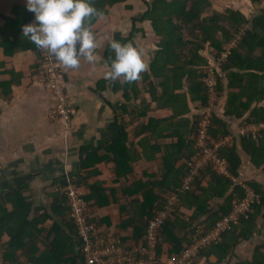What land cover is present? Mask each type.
Listing matches in <instances>:
<instances>
[{
    "label": "trees",
    "instance_id": "obj_1",
    "mask_svg": "<svg viewBox=\"0 0 264 264\" xmlns=\"http://www.w3.org/2000/svg\"><path fill=\"white\" fill-rule=\"evenodd\" d=\"M125 1L96 0L98 3L93 6L105 13L106 7ZM260 1L251 0L253 4ZM147 4L148 10L140 21H150L160 37V50L151 63L153 76L160 80V85L148 83L147 92L158 108L172 110L173 115L165 118L148 116L150 105L148 109L144 105L143 110L133 113L136 119L134 117L129 122L135 128L130 130L129 123L118 122L119 132L111 142L104 147L93 148L91 152L89 148L82 151L83 155L87 154L82 164L87 181L101 174L95 162L115 163L113 172L118 187L107 188L103 181L89 180L90 190L83 198L88 204L90 219L106 222L108 226L112 224L110 217L98 218L96 209L113 204L118 207L122 220L117 231L131 230V236L121 235L125 244L134 237L144 241L148 221L168 203L166 194L179 193L191 174L189 162L198 153L195 146L202 115L189 117L192 112L190 96L192 102L208 108V91L203 81L204 69L211 65L205 55L207 49L211 50L215 61L221 60L220 71L225 74L221 77L217 71L216 76L218 91L229 90L224 117L241 120V127L264 125V9L249 19L232 8L217 11L210 0H150ZM4 19L5 24L0 27V49L5 58L0 60V75L6 73L10 80L0 81V94L10 101L13 87L20 85L23 74L13 68L1 71V67L7 64L5 59L17 52L34 51L40 59L36 72L39 74L44 49L37 48L22 34V26L34 20V13L26 6L16 9L15 17ZM96 20L97 16L91 17L90 25ZM113 55L108 47L106 59L109 64V57ZM123 88L127 94L129 90L137 96V79L127 82ZM224 117L212 114L208 133L215 141L231 135ZM141 118H145V123L136 124V120ZM208 145H211L210 141ZM159 152L164 154L162 179L139 180L127 185L128 174L134 172L133 164L140 158L152 162ZM242 154L248 156L256 168L264 166V128L257 138L241 137L233 146L219 148V156L227 160L230 174L236 180L240 179ZM181 160L185 162L179 166ZM67 179L66 176L54 183L67 185ZM236 180L218 175L211 165L202 169L191 189L181 193L180 202L162 227L160 255L181 257L196 243L199 223H204L205 229L210 231L229 215L234 203L245 196L244 188ZM73 181L79 187L82 185L79 179ZM245 184L260 196V202L253 205L247 217L242 216L238 222H232L230 228L222 233L220 242L201 248L199 260L204 259L208 264H224L242 241L250 240L259 232L258 218L264 210V185L255 181ZM28 186L23 184L0 195L2 264H84L81 251L76 253L77 248L83 246V241L70 216L66 195L54 192L49 210L35 206L33 195L26 193ZM118 190H122L123 195L120 196ZM4 238L7 241H3ZM236 264H264V243L255 248L251 260Z\"/></svg>",
    "mask_w": 264,
    "mask_h": 264
},
{
    "label": "crops",
    "instance_id": "obj_2",
    "mask_svg": "<svg viewBox=\"0 0 264 264\" xmlns=\"http://www.w3.org/2000/svg\"><path fill=\"white\" fill-rule=\"evenodd\" d=\"M149 1L126 0L106 7L107 11L98 16L91 26L96 41L95 62L90 63L81 58L80 65L76 69L65 68L59 64L64 74L63 82L70 96L69 102L77 110V114L69 124L60 119L50 118V111L55 106L56 100L46 90L36 73L40 65L39 56L34 51L28 50L17 52L14 56L5 59L7 64L6 67H1V71L13 68L17 73H22L23 78L20 85L13 87L10 101L0 94V195L28 184L29 190L26 193L33 195L35 206H44L50 210L54 201L52 194L59 192L58 189L65 186L60 185V182L54 183L57 179L61 180L66 176L79 179L83 194L89 193L90 183L94 179L103 181L107 188L118 187L113 172L115 163L112 161L95 162L94 165L101 174L89 179L92 180L91 182L85 180L82 164L87 154L83 155L82 151L89 148L91 152L93 148H101L111 142L119 132L118 122L129 123L135 117L133 113L143 110L144 105L145 109L150 105L148 116L165 118L173 115L172 110L158 108L157 103L150 99L147 92L148 83L160 85V80L153 76L151 69V63L160 50V37L150 21H140L148 10ZM210 1L213 9L217 11L223 12L232 8L241 11L249 19L260 11L257 8L258 4H253L251 0ZM90 2L92 5L98 3L96 0ZM23 6H26L25 0H0V27L5 24L4 17H15L16 9L21 10ZM254 6H256L255 11ZM32 22L35 21L29 23ZM112 39L131 42L143 50V59L147 68L137 79L139 90L137 96L129 90L127 94L124 90L123 85L127 82H122L123 77L115 81L104 78V73L110 70L106 51ZM4 58L0 49V60ZM210 61L212 62L211 59ZM9 80L10 75L6 73L0 75V81ZM185 85L189 92L188 83L186 82ZM190 101L192 112L189 117L193 118L199 113L191 96ZM222 108L225 111V107ZM221 110L217 114L223 113L221 115L224 117V111ZM223 119L229 125L230 136L239 141L238 131L241 129V120L234 117ZM135 123H145V118L138 119ZM133 128L135 127L130 126L129 123L128 129ZM131 139L133 140V137ZM138 151L142 154L139 147ZM103 153L106 152H100ZM163 155V152L157 153V159L152 162H146L142 158L135 162L134 172L127 176L129 177L127 185L139 180H161L164 168ZM242 160L240 179H237L236 183L245 185L248 181H255L264 185V166L256 168L245 154H242ZM183 163L184 161L181 160L178 165ZM154 174L156 177H153ZM118 192L120 196L123 195L122 190ZM171 195L172 193L166 194V197L169 198ZM95 214L98 218L109 216L112 222L110 226L117 231L122 216L116 205L96 209ZM258 227L259 232L250 240L242 241L224 264H236L253 258L255 248L264 243V210L258 218ZM123 230L119 231L121 235H128L129 230ZM136 238H131V241ZM3 241H7V238ZM0 264H2L1 254ZM196 264L208 263L200 258L197 259Z\"/></svg>",
    "mask_w": 264,
    "mask_h": 264
},
{
    "label": "built area",
    "instance_id": "obj_3",
    "mask_svg": "<svg viewBox=\"0 0 264 264\" xmlns=\"http://www.w3.org/2000/svg\"><path fill=\"white\" fill-rule=\"evenodd\" d=\"M258 5L259 10L264 9V0H261ZM43 59V66L39 71L38 78L56 100L55 106L50 111V116L53 120L60 119L69 124L77 114V110L69 102L70 96L63 82V70L55 57L45 49ZM204 75L203 81L207 86L208 94L211 96L217 92L218 80L211 68L204 69ZM211 117L212 115L208 113L199 122V136L195 146L198 153L189 162L191 174L186 178L179 193H172L163 209L158 210L157 214L148 221L142 242L139 239L132 240V246L125 244L121 233H118L111 226L92 221L88 212V204L83 198L84 194L72 178H68V184L58 189L67 197L70 216L83 241L80 251L84 256V264H196L201 248L210 245L212 242H220L222 233L230 228L232 222H238L240 217L248 216L253 205L260 202V196L249 185L242 184L245 190L244 198L236 201L233 211L220 220L209 232L203 223H199L197 225L196 243L187 249L181 257L168 258L159 253L162 227L174 211L175 206L180 202L181 193L191 189L199 172L211 165L213 171L218 175L231 177L229 164L227 160L219 156V148L233 146L235 138L227 136L219 141L211 138L208 133ZM262 128H264L263 124L245 125L238 131V136L239 138L250 136L257 138ZM209 141L211 145H208ZM199 234L202 235L199 236Z\"/></svg>",
    "mask_w": 264,
    "mask_h": 264
},
{
    "label": "clouds",
    "instance_id": "obj_4",
    "mask_svg": "<svg viewBox=\"0 0 264 264\" xmlns=\"http://www.w3.org/2000/svg\"><path fill=\"white\" fill-rule=\"evenodd\" d=\"M34 21L22 26V34L37 48L45 49L65 68L76 69L81 58L94 63L95 34L89 20L102 15L90 0H25ZM108 47L114 55L109 57L110 70L106 80L131 82L146 70L143 50L131 42L112 39Z\"/></svg>",
    "mask_w": 264,
    "mask_h": 264
},
{
    "label": "rangeland",
    "instance_id": "obj_5",
    "mask_svg": "<svg viewBox=\"0 0 264 264\" xmlns=\"http://www.w3.org/2000/svg\"><path fill=\"white\" fill-rule=\"evenodd\" d=\"M257 8H259V5L257 6ZM255 10H256V6H254V11ZM210 51L211 50L208 51V49L205 51V55L208 56L212 60L211 65L208 66L207 69L208 68H211L215 72V75L216 76H217V71H219L220 75H222L221 77H224L225 74L220 71V63H221V60L214 61L213 60V54H211ZM224 83L227 84V81L224 80ZM216 90H217V92L216 93H213V95L210 96L208 94V97H209V99H208V108H204L199 102L194 103V105H196V107H197L198 113L201 114L202 117H204V115H207L208 113H210L211 115L213 113H216L217 114V112H219L221 109H222L221 111H224L222 107L223 106L225 107V105L227 103V94H228L229 90L226 88L223 92H219L218 91V85L216 86ZM218 114L221 115L223 113H221V114L218 113ZM50 118H51V116H50ZM184 162H185V160H184ZM230 178H233V180H236L233 176H231ZM130 235H131V230L128 231V235H123V236H130ZM128 244L130 246H132V242L131 241H128Z\"/></svg>",
    "mask_w": 264,
    "mask_h": 264
},
{
    "label": "water",
    "instance_id": "obj_6",
    "mask_svg": "<svg viewBox=\"0 0 264 264\" xmlns=\"http://www.w3.org/2000/svg\"><path fill=\"white\" fill-rule=\"evenodd\" d=\"M76 253L80 254V248H77Z\"/></svg>",
    "mask_w": 264,
    "mask_h": 264
}]
</instances>
